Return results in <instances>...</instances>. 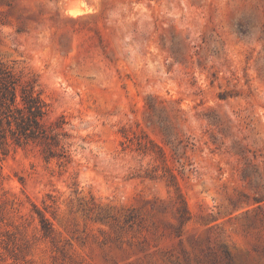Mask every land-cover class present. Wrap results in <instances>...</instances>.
<instances>
[{
  "label": "rangeland",
  "instance_id": "rangeland-1",
  "mask_svg": "<svg viewBox=\"0 0 264 264\" xmlns=\"http://www.w3.org/2000/svg\"><path fill=\"white\" fill-rule=\"evenodd\" d=\"M0 65L68 154L0 153V264H264V0H0Z\"/></svg>",
  "mask_w": 264,
  "mask_h": 264
},
{
  "label": "trees",
  "instance_id": "trees-1",
  "mask_svg": "<svg viewBox=\"0 0 264 264\" xmlns=\"http://www.w3.org/2000/svg\"><path fill=\"white\" fill-rule=\"evenodd\" d=\"M47 113L48 105L36 80L24 78L0 65V153L7 155L17 147L34 146L46 159H67V144L64 140L67 133L58 119L46 122ZM124 137L129 142L127 147L133 144L135 138V149L143 155L154 154L164 163L163 168L170 179H175V174L165 163L163 146L144 135L129 136L124 133ZM140 137H144V141L139 140ZM39 221L42 232L48 235L51 232L48 221L43 216L39 217Z\"/></svg>",
  "mask_w": 264,
  "mask_h": 264
},
{
  "label": "bare ground",
  "instance_id": "bare-ground-1",
  "mask_svg": "<svg viewBox=\"0 0 264 264\" xmlns=\"http://www.w3.org/2000/svg\"><path fill=\"white\" fill-rule=\"evenodd\" d=\"M81 4V3H80ZM62 8V7H61ZM85 8V7H84Z\"/></svg>",
  "mask_w": 264,
  "mask_h": 264
}]
</instances>
